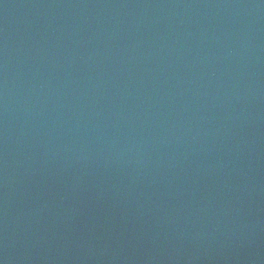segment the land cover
I'll use <instances>...</instances> for the list:
<instances>
[{
    "label": "water",
    "instance_id": "water-1",
    "mask_svg": "<svg viewBox=\"0 0 264 264\" xmlns=\"http://www.w3.org/2000/svg\"><path fill=\"white\" fill-rule=\"evenodd\" d=\"M0 264H264V0H0Z\"/></svg>",
    "mask_w": 264,
    "mask_h": 264
}]
</instances>
